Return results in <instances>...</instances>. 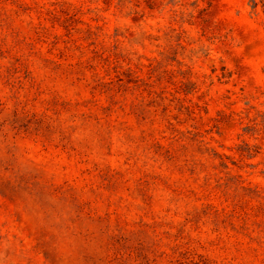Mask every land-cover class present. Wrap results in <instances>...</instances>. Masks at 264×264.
Returning a JSON list of instances; mask_svg holds the SVG:
<instances>
[{"label": "rangeland", "instance_id": "rangeland-1", "mask_svg": "<svg viewBox=\"0 0 264 264\" xmlns=\"http://www.w3.org/2000/svg\"><path fill=\"white\" fill-rule=\"evenodd\" d=\"M0 264H264V0H0Z\"/></svg>", "mask_w": 264, "mask_h": 264}]
</instances>
